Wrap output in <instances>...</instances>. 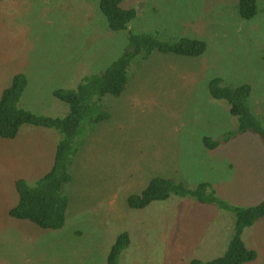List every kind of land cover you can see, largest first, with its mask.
Wrapping results in <instances>:
<instances>
[{"label": "rangeland", "instance_id": "obj_1", "mask_svg": "<svg viewBox=\"0 0 264 264\" xmlns=\"http://www.w3.org/2000/svg\"><path fill=\"white\" fill-rule=\"evenodd\" d=\"M237 0H127L138 9L130 28L207 41L192 57L153 53L136 59L128 90L106 96L111 117L79 139L66 225L42 230L14 221L13 181L34 184L52 166L60 133L24 125L13 141L0 140V264H106L117 235L134 232L122 264H187L222 255L234 232L235 214L192 197L175 196L147 209H131L154 176L176 177L191 187L212 183L217 195L236 205L264 199V142L254 132L236 135L209 150L205 136L237 129L225 100L209 93L215 77L250 84V105L264 121V0L259 13L243 19ZM100 0H0V93L17 73L29 80L21 105L63 117L68 105L54 95L99 73L126 48L129 31L109 28ZM87 132V133H86ZM86 134V135H85ZM244 165V166H243ZM35 180V182H34ZM243 239L264 264V220Z\"/></svg>", "mask_w": 264, "mask_h": 264}, {"label": "trees", "instance_id": "obj_2", "mask_svg": "<svg viewBox=\"0 0 264 264\" xmlns=\"http://www.w3.org/2000/svg\"><path fill=\"white\" fill-rule=\"evenodd\" d=\"M127 0H100L99 8L114 31L128 30L129 41L123 53L99 73L82 77L75 88H57L54 95L65 102L69 109L63 117L39 114L21 105L29 80L24 73L15 74L0 93V140L13 141L20 136L24 125L53 128L61 135L55 146L51 168L34 184L24 176L13 181L14 202L7 215L14 221L31 223L42 230H57L66 225L70 197L65 186L74 180L72 167L84 141L79 139L85 131L111 117L104 104L106 96L120 97L127 90L131 74L139 56L149 58L153 53L176 54L197 57L205 53L206 40L182 37L174 41L164 40L158 33L136 32L130 28L138 16V9L126 5ZM260 0H237L236 10L243 19L251 20L259 13ZM252 87L244 83L227 84L221 77L209 83V93L215 99L225 100L229 113L238 120L237 129L227 135L213 138L205 136L209 150L221 148L236 135L254 132L264 142V121L250 105ZM86 132V133H87ZM86 135V134H85ZM244 166V165H243ZM175 196L192 197L199 204H215L235 214L234 232L225 252L212 259L194 257L187 264H246L258 259L256 249L243 239L246 228L264 220V199L254 205L244 206L227 202L217 195L212 183L199 182L191 187L176 177L154 176L139 193L130 194L127 205L131 209H147L155 202H164ZM134 232H120L110 247L106 264H122L121 257L130 247Z\"/></svg>", "mask_w": 264, "mask_h": 264}]
</instances>
